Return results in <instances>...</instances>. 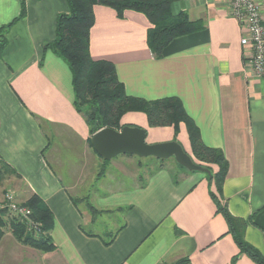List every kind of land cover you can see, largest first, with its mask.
<instances>
[{
    "label": "crops",
    "instance_id": "0c3cea01",
    "mask_svg": "<svg viewBox=\"0 0 264 264\" xmlns=\"http://www.w3.org/2000/svg\"><path fill=\"white\" fill-rule=\"evenodd\" d=\"M24 2L27 13L10 28L0 59V161L14 171L3 180L18 199L35 193L53 213L55 248L40 251L45 263L256 264L246 254L234 260L239 247L217 212L207 172L175 163L143 177L140 157L105 160L95 151L74 104L70 66L44 49L68 2ZM21 7L22 0H0V26ZM173 10L205 27L174 38L157 58L146 14L127 9L121 18L95 5L92 56L115 63L128 94L182 99L203 141L224 151L230 167L222 200L247 220L245 239L264 254V76L248 63L246 31L228 0H176ZM121 123L145 128L149 143L175 136L172 126H150L141 111L126 112ZM177 139L193 156L185 123Z\"/></svg>",
    "mask_w": 264,
    "mask_h": 264
},
{
    "label": "trees",
    "instance_id": "16d2710c",
    "mask_svg": "<svg viewBox=\"0 0 264 264\" xmlns=\"http://www.w3.org/2000/svg\"><path fill=\"white\" fill-rule=\"evenodd\" d=\"M176 0H67L68 12H62L57 17L55 38L45 45L62 57L72 71L74 89V104L81 112L90 127L91 136L104 127L121 129L122 116L129 111H141L147 115L152 127L172 126L177 136L181 123H185L191 142L193 159L208 168L207 175L210 185L215 189L210 194L217 206V212L222 213L228 223V233L239 247V253L246 254L256 264H264V254L245 239L247 220L235 216L223 202V188L229 172V161L221 148L206 144L201 135L200 127L188 113L182 99L178 96H166L155 99L128 94L124 83L119 79L115 63L107 59H95L92 56L90 41L91 30L95 23L94 7L97 4L107 5L116 10L119 17H124L127 9L146 14L150 21L148 29V45L155 57L163 55L164 48L174 39L205 27L203 19L193 20L187 12H174L173 3ZM27 13L22 0L20 13L10 22L0 26V59L8 44V32L12 25L22 19ZM91 140V137H90ZM155 158V157H154ZM165 161L166 159H158ZM177 162V161H176ZM184 169L185 166L177 162ZM217 166L214 171L213 166ZM14 171L0 161V182L7 174ZM33 210V217L41 224L43 234L34 236L21 220L17 218L4 219L0 214V241L6 233L9 224L13 235L22 243L41 251L48 252L55 248L50 236L54 225V216L49 207L35 193L26 202ZM95 212L97 208L90 204ZM190 259L184 258L176 264H189Z\"/></svg>",
    "mask_w": 264,
    "mask_h": 264
},
{
    "label": "built area",
    "instance_id": "2783aa9c",
    "mask_svg": "<svg viewBox=\"0 0 264 264\" xmlns=\"http://www.w3.org/2000/svg\"><path fill=\"white\" fill-rule=\"evenodd\" d=\"M231 15L244 27L241 44L249 48L248 63L257 76H264V0H228ZM0 214L21 220L34 236L43 234L32 208L10 189L0 198Z\"/></svg>",
    "mask_w": 264,
    "mask_h": 264
},
{
    "label": "water",
    "instance_id": "95a60500",
    "mask_svg": "<svg viewBox=\"0 0 264 264\" xmlns=\"http://www.w3.org/2000/svg\"><path fill=\"white\" fill-rule=\"evenodd\" d=\"M147 131L140 126L124 125L121 129L104 127L92 134L91 144L105 160H111L121 154L136 155L140 158H175L189 171L208 172V168L194 161L183 146L176 140L149 143Z\"/></svg>",
    "mask_w": 264,
    "mask_h": 264
},
{
    "label": "rangeland",
    "instance_id": "374dc122",
    "mask_svg": "<svg viewBox=\"0 0 264 264\" xmlns=\"http://www.w3.org/2000/svg\"><path fill=\"white\" fill-rule=\"evenodd\" d=\"M138 161H140V165H138V168L141 169L143 177L161 166H170L177 163L175 158L173 157L166 159L163 162L158 161L154 157H143ZM4 180L0 182V198L2 197V193L4 191L10 189L12 190V186L5 183ZM21 202L25 203L26 200H21ZM4 219L8 220L6 216H4ZM40 251V249L20 242L13 235L8 224L6 233L0 241V264H46L44 259L42 258V252Z\"/></svg>",
    "mask_w": 264,
    "mask_h": 264
}]
</instances>
